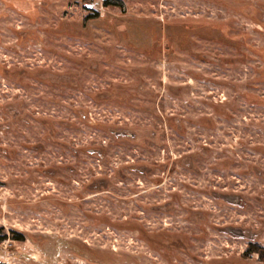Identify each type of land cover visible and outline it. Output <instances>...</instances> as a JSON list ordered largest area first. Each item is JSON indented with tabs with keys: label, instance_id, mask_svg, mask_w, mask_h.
<instances>
[{
	"label": "rangeland",
	"instance_id": "374dc122",
	"mask_svg": "<svg viewBox=\"0 0 264 264\" xmlns=\"http://www.w3.org/2000/svg\"><path fill=\"white\" fill-rule=\"evenodd\" d=\"M0 264H264V0H0Z\"/></svg>",
	"mask_w": 264,
	"mask_h": 264
}]
</instances>
